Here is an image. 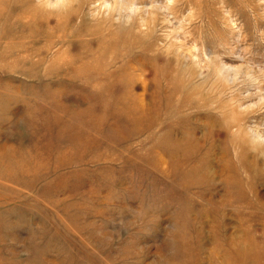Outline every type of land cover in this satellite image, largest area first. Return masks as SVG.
<instances>
[{"label": "rangeland", "instance_id": "1", "mask_svg": "<svg viewBox=\"0 0 264 264\" xmlns=\"http://www.w3.org/2000/svg\"><path fill=\"white\" fill-rule=\"evenodd\" d=\"M263 130L264 0H0V264H264Z\"/></svg>", "mask_w": 264, "mask_h": 264}, {"label": "bare ground", "instance_id": "2", "mask_svg": "<svg viewBox=\"0 0 264 264\" xmlns=\"http://www.w3.org/2000/svg\"><path fill=\"white\" fill-rule=\"evenodd\" d=\"M84 51L85 50H83L82 52H84ZM78 60L80 61L79 62L80 64H77L75 61H72V62H70V64H67L66 66L70 67V69H77V70L82 69L81 67L83 65L88 66V67H84V69H87V70L93 69L95 67V65H93V62L92 61H89L88 60V62H87V60H84L81 57L78 58ZM98 79H99V77H95V78H92L90 80L91 81H96ZM182 146H184V144L181 143V147ZM69 153H68V155H69ZM0 162H3V159H2V156L1 155H0ZM195 171H196V169H193L191 172H195ZM188 178H185V176H183V180H187ZM9 182H11V181H9ZM231 241L238 242V245L239 246H243L245 244H251L252 246L258 247V245H259V243L254 242L252 239L246 240V239H244V237H241L240 239H233ZM257 256H259V253L258 252H255L252 255H249L247 253H237L235 255H232L231 258L228 257L227 264H246L249 261L255 262L256 264H261L260 263V260L257 258Z\"/></svg>", "mask_w": 264, "mask_h": 264}]
</instances>
